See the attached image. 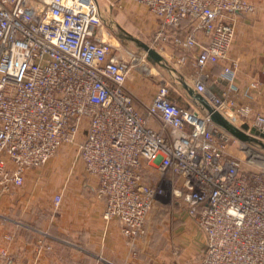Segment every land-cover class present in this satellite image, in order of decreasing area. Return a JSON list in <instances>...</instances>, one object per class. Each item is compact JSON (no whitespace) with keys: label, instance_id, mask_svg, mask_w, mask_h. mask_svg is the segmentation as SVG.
I'll use <instances>...</instances> for the list:
<instances>
[{"label":"built area","instance_id":"built-area-1","mask_svg":"<svg viewBox=\"0 0 264 264\" xmlns=\"http://www.w3.org/2000/svg\"><path fill=\"white\" fill-rule=\"evenodd\" d=\"M129 1L157 19L154 43L169 59L180 67L193 61L191 89L231 124H248L241 132L251 140L234 138L200 104H182L169 84L139 110L127 87L137 59L107 39L98 0H0V189L22 186L27 170L73 145L98 180L105 221L117 220L130 246L146 236L157 204H177L204 234L200 264H264V113L237 107L230 96L239 68L230 57L235 18L254 6ZM184 21L190 24L182 30ZM221 63L227 90L220 96L209 71ZM260 87L251 82L244 96ZM231 143L245 159L228 150ZM61 202L56 195L55 207Z\"/></svg>","mask_w":264,"mask_h":264},{"label":"crops","instance_id":"crops-1","mask_svg":"<svg viewBox=\"0 0 264 264\" xmlns=\"http://www.w3.org/2000/svg\"><path fill=\"white\" fill-rule=\"evenodd\" d=\"M249 1L254 12L239 13L235 18L236 37L230 57L238 61L239 68L237 90L230 96L237 107L250 104L254 112L264 113V0ZM109 2L127 8L129 0ZM189 24L184 21L181 29ZM199 38L207 40L203 34ZM192 62L182 67L184 78L191 84L195 75ZM223 66L218 64L209 71L210 86L220 96L227 90L220 80ZM251 82L261 87L247 99L244 90ZM180 101L185 106H199L189 92ZM64 150L72 149L64 148L62 154L58 151L42 168L27 170L22 186L7 192L0 189V264H7V258L12 264H144L142 243L130 246L119 222L105 221L106 205L97 194L98 180L86 173L77 157L67 159ZM56 195L62 196V202L51 209ZM173 224L171 263L200 264L205 240L195 219L181 210L173 215ZM2 251L7 256L2 257Z\"/></svg>","mask_w":264,"mask_h":264},{"label":"rangeland","instance_id":"rangeland-1","mask_svg":"<svg viewBox=\"0 0 264 264\" xmlns=\"http://www.w3.org/2000/svg\"><path fill=\"white\" fill-rule=\"evenodd\" d=\"M100 7L106 24L107 39L114 46L121 47L125 56L132 53L137 59L129 77L127 87L133 93L139 110L143 111L144 105L150 103L153 93L162 83L169 84L172 94L177 98H182L188 93L185 84H188V88H192V85L184 78L185 71L165 55L168 53L164 54L163 50L154 43L158 24L145 6L129 1L126 8L125 6H111L109 0H100ZM141 44H146L155 49L164 57L165 62L161 64L148 61L147 57H145L147 56L146 51ZM233 126L240 133L241 130H244L239 126L238 122ZM256 131L258 130L254 127L253 132ZM233 136L240 141H245L235 134ZM231 142L236 143L235 140ZM232 143L228 146V150L234 152L241 159H245L243 152L237 150ZM64 148L72 149L69 152L64 150L67 159L69 158L73 161L74 158H78L75 146H64L59 150L60 154H62L61 150ZM244 167L248 168L249 166L244 164ZM59 174L55 175V179ZM49 207L51 209L56 208L55 204H51ZM180 211L181 209L177 204H157L153 208L148 217L146 236L140 241H137L143 245L142 258L144 264H172L171 257L174 254V250L172 249L173 215Z\"/></svg>","mask_w":264,"mask_h":264},{"label":"water","instance_id":"water-1","mask_svg":"<svg viewBox=\"0 0 264 264\" xmlns=\"http://www.w3.org/2000/svg\"><path fill=\"white\" fill-rule=\"evenodd\" d=\"M143 49L148 54V60L153 63H163L165 62V59L163 56H161L155 49L151 48L150 46L146 44H141ZM185 87L188 89L189 94L205 109L210 113V117L213 121L218 123L219 125L225 127L228 129L231 133L235 134L236 136H239L243 140L250 141L251 139L245 136L242 132L240 133L238 129H236L226 118H224L218 111H216L205 98H203L202 95L199 93H196L193 89L188 88V86L185 84ZM244 129H248V124L243 125ZM264 148V145H263Z\"/></svg>","mask_w":264,"mask_h":264},{"label":"bare ground","instance_id":"bare-ground-1","mask_svg":"<svg viewBox=\"0 0 264 264\" xmlns=\"http://www.w3.org/2000/svg\"><path fill=\"white\" fill-rule=\"evenodd\" d=\"M116 41V40H115ZM117 43V42H116Z\"/></svg>","mask_w":264,"mask_h":264}]
</instances>
